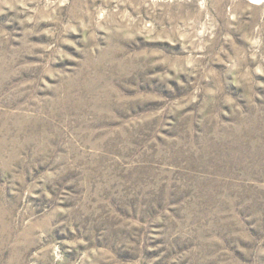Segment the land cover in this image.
<instances>
[{
  "label": "rangeland",
  "instance_id": "1",
  "mask_svg": "<svg viewBox=\"0 0 264 264\" xmlns=\"http://www.w3.org/2000/svg\"><path fill=\"white\" fill-rule=\"evenodd\" d=\"M0 264H264V0H0Z\"/></svg>",
  "mask_w": 264,
  "mask_h": 264
}]
</instances>
